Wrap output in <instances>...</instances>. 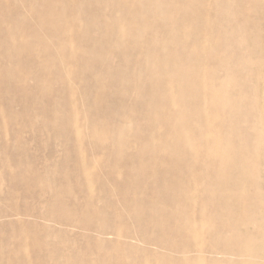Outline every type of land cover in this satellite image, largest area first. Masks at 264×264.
<instances>
[{
  "label": "bare ground",
  "instance_id": "obj_1",
  "mask_svg": "<svg viewBox=\"0 0 264 264\" xmlns=\"http://www.w3.org/2000/svg\"><path fill=\"white\" fill-rule=\"evenodd\" d=\"M83 2L93 10L82 7ZM254 17L264 19V0H22L20 6L0 0V90L8 82L22 101L20 109L39 110L46 127L48 119L55 123L60 117L34 100L22 72L34 77L41 94L59 83L57 94L64 93L69 110L61 123L69 131L59 132L67 142L59 143L58 150L65 147L81 156L76 171L64 165L45 169L47 176L25 161L27 153L21 167L11 166L7 155L0 160V202L8 205L0 209V216H7L0 217V264H80V251L86 253L85 264H258L243 256L250 250L264 258V224L258 235L254 226L228 239L224 231L236 225L223 221L226 212L235 216L231 199L241 200V195L248 211L256 207L251 218L260 212L264 220V185L251 171L264 164V125L244 122L259 109L245 102L241 79L247 73L253 81L249 87L261 81L263 67L252 64L264 55L257 51L264 27ZM37 49L45 60L39 63V76L19 55L25 50L35 57ZM112 49L118 54L114 65L107 61ZM75 67L77 75L96 82L82 89V115L72 99ZM52 70L58 74L46 80ZM104 79L115 88L106 91ZM130 86L133 101L144 109L136 120L126 102ZM102 95L108 101L117 97L103 108ZM1 105L11 110L10 102ZM110 112H115L112 121L101 120ZM88 117L87 134L112 158L105 171L82 156L79 132ZM246 135H257L247 146L255 154L249 164L232 154L242 149ZM1 143L7 151L8 142ZM126 154L136 160L133 171L124 161ZM60 157V163L47 157L38 165L57 166L66 160L65 154ZM97 171L99 190L88 178ZM241 185L259 188L247 195L240 193ZM45 214L49 219L44 223ZM96 218L100 223L88 226ZM202 223L212 229L207 241ZM217 247L223 253L228 249L230 257L218 256ZM192 248L194 255L189 254Z\"/></svg>",
  "mask_w": 264,
  "mask_h": 264
},
{
  "label": "rangeland",
  "instance_id": "obj_2",
  "mask_svg": "<svg viewBox=\"0 0 264 264\" xmlns=\"http://www.w3.org/2000/svg\"><path fill=\"white\" fill-rule=\"evenodd\" d=\"M15 6H20L22 4V0H13ZM80 5L86 9H88V11H92V6L86 2L80 3ZM109 10L107 9L106 12H108ZM21 14L26 17L27 19H30L31 14L27 11L22 9ZM78 13H75L74 15L77 16ZM79 16V15H78ZM255 20V22H257L256 17L253 18ZM90 20V17H89ZM261 23V27H264V19L259 20ZM91 24V23H89ZM88 24V25H89ZM7 25V24H6ZM251 32L255 33L256 29L255 27L251 28ZM122 49V48H121ZM114 49L110 50V53L108 54V62L110 64H116L118 62L117 60V53H115ZM126 50L125 48L122 49L120 52L124 53ZM241 51L246 55L249 53V50L246 48H242ZM257 51L263 52L264 53V40L262 42H260V47ZM231 52V49H228L227 51V56H229ZM34 53L36 54L35 57H30L27 55L25 50H22L20 52V57L23 56L24 61L27 65L31 66V70L34 72V74H36L37 76H39V71L40 70V64L42 63L44 60V57H40V50H35ZM82 53L84 54L85 52H81L79 53V55H82ZM78 55V56H79ZM83 56V55H82ZM43 59V60H42ZM5 60V59H4ZM33 61V62H32ZM256 63L252 64L253 67L258 68L259 65L261 67H263L262 69V76H261V81L259 86H255V83L253 85V87H249L252 86L253 81L251 79H249L247 73H243L242 74V81H244L245 83V102L248 104L249 107H254V109L258 108L259 112L257 115L252 114L250 117H248L244 122L250 124L251 126H258L260 125H264V55H262L261 59H255ZM102 63V62H99ZM63 70V68H62ZM77 70H79L77 67H75L73 69V74L71 75V82L74 84L76 90L74 95L72 96V99H74L76 101V106H77V110L80 113L79 115H82V112H84L83 107H81L82 102L84 100V96H83V87L86 86L88 88V90H90L92 88V86L96 83L93 79L89 78V79H83L82 74L80 73V75H77L78 73H75ZM67 71H69V69H67ZM51 72H53L51 75H48L46 73V80L47 79H52L53 77H55V73L58 74L57 71L52 70ZM88 73H90V71H87ZM26 75V86L28 88V92H31L30 94L33 96L34 100L43 105L46 106L50 109H55L58 113V116L60 117V121L52 123L49 119L46 122V127L43 126V123L45 122V118L44 116H41L38 114L39 110L35 109V108H28L26 111L21 110V104L22 101H19L20 99L18 98L17 94L14 93V91H12V89L10 88V85L8 84V82H5L3 87L5 90L1 89L0 90V160L7 155V157L9 156V160L11 161V166H15V167H21L23 165V158H24V154L23 153H27L29 155V160H25L27 162H32L34 163L36 169H40L41 172L47 176V172L45 171V169H62V167L64 165H67L71 168L72 172L76 171L77 168V164L80 161V157L77 153L73 152L70 154V152L63 147L62 149L58 150V144L63 142L66 143L67 142V137L62 136L59 137L58 134L60 131H65L68 133V129L67 127H63L61 121H63L62 119H67L69 116V110L67 109V98L64 96V93L61 94H57L58 90L61 89V85L59 83H52L50 84V88L49 90H47V92H42L41 94V90L36 88V83L34 81V77L28 74L27 72H22ZM92 75V73H91ZM90 75V76H91ZM82 79H81V77ZM89 76V77H90ZM81 80V81H80ZM104 83L103 86L106 88V91L108 90H112L113 88H115V84L111 81H106V79H104ZM46 84H49L47 82H45ZM8 88V89H7ZM133 87H128V94L126 97V102L128 103V105L131 106V112L135 111L133 116V119L136 120V118H138V113L139 112H143L144 109L142 107V105H140V102L137 101H133L135 100L133 96H131V92H133ZM92 92V91H91ZM6 94V96L3 97V94ZM147 93V92H146ZM109 96L113 95L112 94H108ZM89 96V95H88ZM258 96L259 97V102L254 101L255 97ZM116 95L114 96V99L112 98L111 101L107 100V95H102L100 97V99H102L104 101V105L103 108H107L110 104H112V102H114L116 100ZM51 99V100H50ZM10 102V109H6L1 107V104H5L6 102L9 103ZM30 101V100H29ZM54 101V102H53ZM79 104V105H78ZM80 106V107H79ZM81 110H80V109ZM149 106L146 102V112L148 111ZM226 110L230 109V106L227 105L225 107ZM13 113L14 116H10V114ZM115 115V112L112 113H105L104 114V118H102L101 120H113ZM96 116V115H94ZM94 118V117H93ZM80 121H83V119L81 118ZM88 121H89V117L87 118V120L83 123V127L79 132V141L82 143V146H84L85 150L84 153L82 154L83 158L86 161H93V165L96 167V169L99 171L101 169H103L104 171L107 169V167L109 166V164L112 161L111 155L110 154H104L103 151V146L102 143L99 142L98 145H94L97 140H94L92 137H90L89 134H87L86 131V126H88ZM91 124H93L95 127L99 126V122L96 119H92ZM131 126V124H130ZM69 127V126H68ZM261 126L259 127L260 130ZM261 133V131H260ZM255 136L257 135H246L243 136L241 138V148H238L237 153L232 152V154L237 155L238 157H241L242 160L249 164L252 160H254L255 158V154L251 151L248 150L247 146L250 144L255 143ZM264 139V138H263ZM2 141H7L8 142V148L7 151L3 150L4 148L2 147ZM106 146L109 145L108 142L105 143ZM28 150H26V149ZM65 154L66 160L64 162H62L61 164L57 165V166H50L48 168H44V167H40L39 164H41L45 158H54L52 160H48L51 163H55V162H61L62 158L60 157V155ZM127 156H125L124 161L128 162V166L132 169V171L135 169L137 163L136 160L134 159V157H128V154H126ZM164 158L166 157L165 155L163 156ZM95 163H98V165L96 166ZM43 168V169H42ZM98 171H97V175L96 174H92L91 176H89V179H93L92 182L94 184L93 187H98V190L100 189V182L99 181V175H98ZM251 171L253 174H255L256 176H258L262 182V184L264 185V164H261L257 167H253L251 168ZM236 173L235 171L233 172V174ZM83 181V179L81 178V182ZM58 183H61V179L58 178L57 181ZM164 184L167 186L169 185V180L167 178L163 179ZM240 193H245L247 195H253V190L256 191L259 188V185H256V187H250L247 188L245 185H241L240 187ZM46 201L49 199H45ZM23 201L21 200H17V204L21 205ZM199 203V202H198ZM76 204L77 206L80 208L81 204H82V198L81 196H78V200H76ZM194 205L196 207V204L194 202ZM215 209L217 211H219V206L215 205ZM231 209L235 212V216H228V212H226L224 214L223 217V221L226 224H235L236 225V230H231L230 231H224V236H226V238H230V234H238V235H242L244 234V230H246L247 228H253L254 226H256V230L257 233L256 235H258V226L261 225L262 223L264 224V220H262V218H259V213L260 212H256L254 219L251 218V213L253 212V209L256 208L255 206L252 207V210L248 211L246 208L248 206V201L242 197L241 195V200H236V197L233 196L231 199V203H230ZM8 205L6 203H3L2 201L0 202V209H7ZM24 209V208H23ZM224 213V211H223ZM46 215V219L44 220L47 222V220L49 219V215ZM81 215V214H80ZM0 217H2L3 219H7L5 215H1ZM27 219L32 220L33 217L31 215H27ZM201 217H198V220H200ZM264 219V218H263ZM49 222V221H48ZM99 222V219H93L90 220V223L88 226H96ZM59 227V226H56ZM128 228H131V225H127ZM202 227V232L204 234H206L205 236V240H208V235L210 232H212V229L210 228H206L203 226V223L201 224ZM5 231H8L7 229H4ZM264 233V232H262ZM244 237V236H241ZM150 249H154L155 246L153 244H150L148 246ZM80 249V248H79ZM220 253L218 254V256H223V255H228V257H230V252L227 249L225 252L223 253V249L217 247L216 248ZM245 249V248H244ZM247 251V250H246ZM250 251V250H249ZM249 251L246 252V255L243 256L245 258H249V259H256V262H258V264H264V258L263 255H257V253H250ZM82 253V257L80 260V264H85V260H86V253H84L83 251H80ZM197 252V250L195 248H192L191 251L189 252L190 255H194ZM96 255H94L96 258H98V253L95 252ZM90 264V263H89Z\"/></svg>",
  "mask_w": 264,
  "mask_h": 264
}]
</instances>
